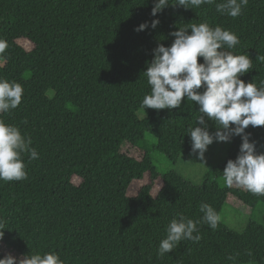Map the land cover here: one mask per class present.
I'll return each mask as SVG.
<instances>
[{"label":"trees","instance_id":"16d2710c","mask_svg":"<svg viewBox=\"0 0 264 264\" xmlns=\"http://www.w3.org/2000/svg\"><path fill=\"white\" fill-rule=\"evenodd\" d=\"M169 2L152 16L154 0H0V40L7 43L0 78L24 89L20 105L0 119L30 137L39 153L35 160L23 155L26 179L0 181V246L21 259L55 252L64 264H264V225L255 221L242 233L220 220L216 229L201 223L199 242L183 240L158 256L166 226L178 213L200 220L203 202L220 216L229 196L250 209L264 207V196L223 181L240 136L232 137L225 161L199 186L176 172L159 174L152 151L173 164L181 156L197 157L187 130L196 126L199 106L186 98L172 110L141 106L151 92L143 72L153 49L171 46V33L191 24L207 22L235 33L239 44L226 50L250 56L253 66L240 78L259 85L264 0H249L236 18L216 11L223 0L193 9ZM145 22L149 27L136 31ZM208 124L210 133L219 127ZM245 132L257 153H264V126L250 125ZM124 143L143 152L140 162L121 153ZM145 175L150 182L129 197V187ZM157 179L162 188L154 197Z\"/></svg>","mask_w":264,"mask_h":264},{"label":"clouds","instance_id":"9594fccd","mask_svg":"<svg viewBox=\"0 0 264 264\" xmlns=\"http://www.w3.org/2000/svg\"><path fill=\"white\" fill-rule=\"evenodd\" d=\"M248 2L223 0L216 4V11L236 18ZM213 3L215 0H176L173 5L193 9ZM169 4V0H154L151 15L156 16ZM158 24L159 20L155 19L150 26L154 29ZM148 27V22H145L136 31ZM171 35L175 37L171 46L158 44L153 49V59L143 72L151 92L144 96L141 106L144 109L172 110L179 108L185 98L195 102L200 115L196 126L187 130L192 154L204 161L205 152L214 141L230 142L233 136H240L239 153L234 160L227 161L222 172L223 181L229 188L236 186L264 196V153H257L256 143L250 141V133L245 132L250 125L264 126V80L257 85L245 83L240 78L252 68L253 60L248 54L236 55L226 50L239 44L238 36L220 26L211 27L207 22L179 28ZM6 48L7 43L0 40V54ZM198 58H202L203 62H198ZM23 92L20 83L0 78V114L16 109L22 101ZM208 121L219 125L214 133L209 132ZM24 154H28L30 160L39 158L31 138L23 135L17 126L0 119V181L27 178ZM200 211L203 213L200 220L194 221L178 213V218L174 217L169 222L166 238L159 244L158 256L163 257L173 251L183 240L199 242L198 226L201 223L217 228L220 217L216 210L202 202ZM3 229V222L0 221V240L4 236ZM228 259L233 260L234 257L229 256ZM0 264H64V261L57 253L46 252L43 255L28 254L19 260L8 254L0 259Z\"/></svg>","mask_w":264,"mask_h":264},{"label":"rangeland","instance_id":"374dc122","mask_svg":"<svg viewBox=\"0 0 264 264\" xmlns=\"http://www.w3.org/2000/svg\"><path fill=\"white\" fill-rule=\"evenodd\" d=\"M21 45L27 46L24 41H19ZM150 110H155L151 109ZM146 116L145 112L141 111L138 114L139 118H144ZM147 139L155 143V139L150 135L147 136ZM232 141V139H231ZM230 142H216L214 141L211 145L208 146L207 151L205 152V160L201 161L197 157L194 159L181 156L178 161L173 164L168 162L164 156L157 152L152 151V159L155 168L159 174L176 172L184 177L187 181L194 185H201L206 173L213 167L221 165L226 157L227 151L230 147ZM121 153L126 157L140 162L144 156L143 152L133 148L129 143H124L121 146ZM203 163V164H198ZM150 179L148 175H145L143 181L134 182L128 189L127 195L129 197H134L139 192L140 188L148 184ZM162 188V181L157 179L153 183L152 196L156 197L158 191ZM234 189H238L241 192H246L247 190L233 186ZM220 221L229 227L230 230L236 233H242L247 227L248 223L255 221L264 225V207H258L256 209H250L244 205L239 199L234 196H229L225 203L224 208L220 214ZM0 251L3 255L11 254L17 258L21 259L11 251L7 249L5 245L0 246Z\"/></svg>","mask_w":264,"mask_h":264}]
</instances>
